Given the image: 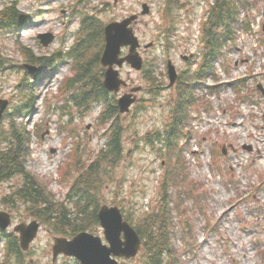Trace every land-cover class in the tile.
Instances as JSON below:
<instances>
[{"label":"rangeland","instance_id":"obj_1","mask_svg":"<svg viewBox=\"0 0 264 264\" xmlns=\"http://www.w3.org/2000/svg\"><path fill=\"white\" fill-rule=\"evenodd\" d=\"M15 1L29 18L14 29L0 31V52L11 61L9 70L0 75V98L11 99L9 111L12 112L2 126L0 141L3 140L1 137L10 134V124L26 127L32 134L27 169L46 181L57 199L62 200L69 191L68 186L59 183L62 166L73 157L74 148L78 145L79 152L84 154L83 162L92 161L106 143L108 126L99 121L100 106L90 113H81L74 105L67 107L71 92L62 94L61 88L64 81L73 75L69 61L55 64L50 73L40 72L38 77L28 78L25 85L32 94L30 106L15 110V103L24 100L17 89V84L24 78L23 72L16 69L25 63L20 52L22 46L30 47L37 56L53 54L62 47L61 40L48 48L42 47L38 41L40 34L52 32L65 33V49L70 47L79 28L77 19L70 23V10L79 14L86 11L106 24L141 12L142 4L148 3L152 14L142 17L135 25L142 44H155L151 51L145 53V59L157 56L159 72L165 70L167 58L183 68L182 53L199 51V17L202 14L201 2L205 0H189L188 12H175L180 20L174 24L178 26L177 39L173 38L175 49L169 56L163 53L158 32V26L165 27V17L161 14L162 0H0V9ZM249 2L254 7L250 9L248 18L253 21L252 31L248 34L238 31L237 46L228 47L227 54L217 64L221 84L242 78L246 80L239 89L244 98L238 99L233 85L221 87L213 97L207 96L203 90L197 91L199 99L203 98L208 108L202 105L204 103H198L202 105L200 111L202 108L203 112L195 115L192 112L194 137L185 147L184 158L177 170L179 180L188 176L187 185L199 182L194 196L203 194L204 198L198 207L195 201L186 200L184 204L186 216L194 223L189 236L198 248L197 253L183 256L185 264H264V46L261 45L264 42V0ZM225 58L227 72L223 66ZM12 65L17 66L13 68ZM121 73L123 78L141 83L140 74L128 66ZM1 79L5 82L2 83ZM208 82L213 84L212 80ZM168 100L158 99L154 104H147V110L141 115L121 119L125 128L124 154L130 152V155L111 172L113 181L106 179L101 202L110 204L117 197L125 199L128 209L136 216L159 205L160 179L169 168H174L175 162L164 167L163 159H158L155 151L143 143L142 136L162 126V106ZM224 147L228 150L227 157L219 159L221 167H217L211 159L213 150L222 151ZM4 148L0 144V149ZM245 148H252L251 152ZM230 173L236 181L232 185L227 182ZM17 180L21 181V178ZM17 180L0 184V210L9 209L2 204V199L18 187ZM253 185L262 189L258 191ZM200 207L203 208L201 212L197 209ZM13 215L15 225L22 220L31 221L26 218L25 207L21 208V213L13 211ZM208 226L210 230H207ZM181 238L180 235L177 238L178 248L183 247ZM50 243L51 236L45 229L41 230L27 261L30 263L33 259L31 264H48ZM2 247L3 243H0V258L4 254Z\"/></svg>","mask_w":264,"mask_h":264},{"label":"trees","instance_id":"obj_2","mask_svg":"<svg viewBox=\"0 0 264 264\" xmlns=\"http://www.w3.org/2000/svg\"><path fill=\"white\" fill-rule=\"evenodd\" d=\"M214 1L215 5L212 7L205 29L207 55L210 58L206 63L208 65L205 67L204 73L210 71L211 66H209V63L220 54L223 43L230 39L232 26L239 22L241 8H247L250 0ZM25 19L26 15L18 10L17 3L0 11V26L4 28L19 25ZM225 30L227 34H225ZM80 33L81 36L83 35L82 38L79 39V43L73 48V51L68 54L77 60L79 67L77 78L71 82V84L77 83L79 85L76 93H74L73 100L76 103L85 105L86 109H89L91 104L95 102L105 103L107 118L118 116L119 110L115 99L105 90L102 83L104 70L100 65V55L104 45V24L94 17L87 16L82 22ZM29 59L33 62L34 59L42 62L44 66L54 60V58L36 59L32 58L31 55ZM3 62L4 60L0 56V67ZM182 85L183 92L180 96L182 108L179 110L178 121L184 122L187 119V103H192L193 97L190 96L191 89L189 87L191 83L188 78L182 82ZM115 126L116 124L113 128ZM174 130V140H169L173 135L166 138L167 150L173 152L177 146L174 142L179 139V129L176 127ZM26 139H28L27 134L20 132L17 128L16 132L13 131V144L9 148L7 147L6 152H0V182L10 180L15 175L24 177L23 186L16 198L13 197L12 199L13 204L16 199L17 203H23L22 206L28 208V212L32 217L44 220L49 224L54 220L52 227L57 233L74 235L95 227L99 223L97 215L100 205L91 191L94 189L93 185L100 184L102 177L106 174L103 167L104 161L115 163L123 155L122 134L119 129L116 132L112 131L107 155L102 156L99 161L92 164L91 168L78 181L83 189L79 195L82 196L80 202L83 200L87 202L84 208L79 205V202L77 203L78 215H70V211L63 204L56 203L45 190L41 189L39 182L26 172L28 157V150L24 144ZM166 186H169L168 182ZM171 200L172 198H169L167 204ZM8 204L12 205L9 200ZM47 219L52 220L48 221ZM172 226L173 224L169 222V217L165 213L158 217L149 216L146 220L137 223V229L144 241L145 255L148 258L146 264H183L180 259V252L172 245V236L175 235ZM10 253L16 256L21 255L16 238L12 242Z\"/></svg>","mask_w":264,"mask_h":264},{"label":"water","instance_id":"obj_3","mask_svg":"<svg viewBox=\"0 0 264 264\" xmlns=\"http://www.w3.org/2000/svg\"><path fill=\"white\" fill-rule=\"evenodd\" d=\"M136 16L123 21L122 23H111L105 28L106 46L101 59V63L105 67H109L105 73V87L112 92L118 93L122 81L119 80V73L113 69L115 64L122 67L125 59H120L121 48L131 45V55L127 60L132 63L136 69H140L142 61L136 54L138 47L137 39L134 37L133 29L130 28ZM43 45L48 46L53 41V36L42 35ZM31 69V68H29ZM174 73V72H173ZM175 75V74H174ZM172 78L174 76L171 74ZM132 104L130 96H125L120 100L121 112L129 111ZM103 226L107 230L112 248L101 247L100 241L93 236L83 234L76 238L73 243H67L65 240H57V246L62 247L66 254L77 256L84 264H116L110 260L112 253L117 255L135 256L140 248V238L138 234L126 223L123 222L122 216L117 208H104L100 213ZM9 225V218L6 215H0V226L6 228ZM39 224L34 222L31 226H22V246L26 250L29 244L35 239ZM125 233L126 242L121 241V234ZM72 246V252L65 248ZM123 246L126 248L124 249Z\"/></svg>","mask_w":264,"mask_h":264},{"label":"flooded vegetation","instance_id":"obj_4","mask_svg":"<svg viewBox=\"0 0 264 264\" xmlns=\"http://www.w3.org/2000/svg\"><path fill=\"white\" fill-rule=\"evenodd\" d=\"M61 258H63L62 260L66 261V264H76L75 260L72 258H67V257H61Z\"/></svg>","mask_w":264,"mask_h":264}]
</instances>
